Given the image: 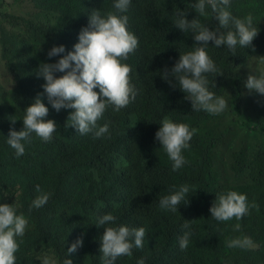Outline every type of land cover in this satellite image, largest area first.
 Here are the masks:
<instances>
[{
    "label": "trees",
    "instance_id": "trees-1",
    "mask_svg": "<svg viewBox=\"0 0 264 264\" xmlns=\"http://www.w3.org/2000/svg\"><path fill=\"white\" fill-rule=\"evenodd\" d=\"M30 2L36 18L3 12L0 3L1 61L14 80L8 93L10 105L0 108V204L12 205L28 219L24 236L17 238L23 242L15 254L16 264H41L45 256L56 264L66 258L73 264H101L104 229L96 224L98 217L108 213L116 217L115 225L104 227L146 230L143 248H133L131 257L121 256L115 264H137L140 258L145 264H264V147L233 152L231 169L237 182L226 187L216 153L228 134L212 126L218 115L193 111L179 84L173 88L162 79L163 71H170L180 54L196 47L191 32L174 27L176 13L187 11L186 19L197 17L211 30L218 22L210 8L208 15L199 16L191 7L195 0H131L123 15L128 16L127 29L138 38L139 46L123 63L132 69L135 100L119 111L109 106L97 122L98 126L107 123L109 133L94 138L93 133L81 135L69 127L67 118L73 110L57 112L45 94L42 102L49 109L45 119L57 125L53 138L44 142L33 134L30 143L22 142L25 153L17 158L7 136L10 129H23L25 108L44 91L45 81L36 75L40 63H55L73 50L93 9L102 15L115 12V0ZM228 10L237 18L251 13L258 35L248 48L237 45L235 53L209 42L206 51L219 72L208 73L206 78L209 91L225 100L229 97L239 113L245 114L243 77L237 70L255 55L262 56L264 66V0H230ZM61 45L64 53L47 56L53 46ZM170 79L176 83L174 77ZM164 117L196 129L190 147L182 151L187 163L175 172L155 139ZM255 128L264 135V117ZM36 185L51 194L38 209L31 207L40 194ZM181 185L189 186V193L177 211L161 209L160 199ZM228 190L248 198L249 213L240 221L211 217L209 209L216 194ZM237 223L238 231L234 229ZM185 233H190L189 244L181 250L179 239ZM243 236L250 237L256 247H227L226 241ZM77 238L83 239L82 247L68 254Z\"/></svg>",
    "mask_w": 264,
    "mask_h": 264
},
{
    "label": "clouds",
    "instance_id": "clouds-1",
    "mask_svg": "<svg viewBox=\"0 0 264 264\" xmlns=\"http://www.w3.org/2000/svg\"><path fill=\"white\" fill-rule=\"evenodd\" d=\"M131 0H115V12L109 11L101 14L93 9L89 14L88 26L81 29L78 43L55 63L42 62L36 70L38 78H43V93L35 98L34 102L25 108L22 118L23 129L16 131L10 129L7 144L14 150L17 158L25 153L22 142H31L32 135L44 142H50L56 131V122L46 120L49 109L42 102L46 94L47 101L53 109H72L67 121L69 127L81 135L93 133L94 138H99L109 133V125L105 123L98 126L106 109L113 106L116 111L127 107L133 102L137 90L131 83V67L123 63L139 46L138 38L128 31V16L123 15L129 9ZM199 16H206V9L210 8L212 17L217 21V27L211 29L203 25L195 17L191 21L186 19L187 11H179L175 15L174 27L185 32H191L196 47L186 54H180L179 59L169 71L165 69L162 79L173 88L179 84L184 92L185 99L191 101L193 111L201 110L210 115H220L227 108V102L222 96H216L208 89L206 74L219 72L213 59L208 55L206 47L209 42L213 46H226L235 53L237 45L248 48L252 46L254 38L258 35L257 27L253 24V16L249 13L244 18L234 17L228 10L230 0H195L191 5ZM255 49H253L254 51ZM65 52L63 45L53 46L47 53L49 58ZM65 73L57 77L56 73ZM170 77H174L173 84ZM245 87L251 92L255 91L264 95V73L259 77L249 75ZM99 89V92L94 89ZM15 123V120H12ZM155 139L160 143L172 162L173 172L181 169L187 161L182 151L190 147L196 129L184 123H175L164 117ZM175 187V186H173ZM36 192L40 193L32 201V208L43 207L50 199L51 194L42 192L36 185ZM189 193V186L181 185L172 194L164 196L159 201L163 210L177 211L178 206L185 200ZM255 203L251 207H255ZM248 198L235 190L217 193L216 199L210 207L211 217L217 221L225 222L235 219L240 221L249 213ZM116 217L111 213L97 219V227H103L101 240V264H115L121 256L131 257L133 248L142 249L146 230L144 227L129 228L125 225H115ZM28 226V219L23 214H17L16 209L7 203L0 204V264H16V253L19 251L17 238H22ZM187 227V225H185ZM240 229V224L234 226ZM190 233H185L179 239L181 250L189 244ZM230 249H250L256 247L248 236L233 238L226 241ZM83 239L77 238L67 249V253H75L82 247ZM43 246V245H41ZM41 264H56L54 260L45 256ZM63 264H73L71 259H65ZM137 264H145V259L140 258Z\"/></svg>",
    "mask_w": 264,
    "mask_h": 264
},
{
    "label": "rangeland",
    "instance_id": "rangeland-1",
    "mask_svg": "<svg viewBox=\"0 0 264 264\" xmlns=\"http://www.w3.org/2000/svg\"><path fill=\"white\" fill-rule=\"evenodd\" d=\"M3 5V12H9L21 16L37 17L30 0H0ZM56 22L52 20V23ZM243 77V98L246 106V113L240 114L237 107L228 97L226 99V110L218 115V118L212 123V126L227 131L226 141L220 145L216 153L218 169L221 174L222 183L226 187H233L237 182L233 176L231 164L233 162V152L240 148L253 150L257 146L264 147V135L255 127L264 117V95L255 91H249L245 87V82L249 75L259 77L264 73L262 56L255 55L246 66L237 70ZM14 87V80L9 75L4 64L1 61L0 46V108H8L10 105L9 91Z\"/></svg>",
    "mask_w": 264,
    "mask_h": 264
}]
</instances>
